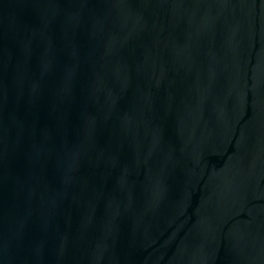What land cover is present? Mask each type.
I'll list each match as a JSON object with an SVG mask.
<instances>
[{"label":"water","instance_id":"water-1","mask_svg":"<svg viewBox=\"0 0 264 264\" xmlns=\"http://www.w3.org/2000/svg\"><path fill=\"white\" fill-rule=\"evenodd\" d=\"M0 264H264V0H0Z\"/></svg>","mask_w":264,"mask_h":264}]
</instances>
